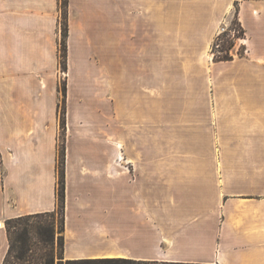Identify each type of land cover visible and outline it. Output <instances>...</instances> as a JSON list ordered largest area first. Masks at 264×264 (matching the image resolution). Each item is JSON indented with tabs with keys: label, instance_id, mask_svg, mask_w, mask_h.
Listing matches in <instances>:
<instances>
[{
	"label": "crops",
	"instance_id": "1",
	"mask_svg": "<svg viewBox=\"0 0 264 264\" xmlns=\"http://www.w3.org/2000/svg\"><path fill=\"white\" fill-rule=\"evenodd\" d=\"M60 1L0 0V264L6 220L56 207L61 82L64 261L264 264V0H67L63 73ZM236 4L255 87L254 191L218 207L212 160L120 159L119 127L120 117L149 119L153 86L228 69L208 50Z\"/></svg>",
	"mask_w": 264,
	"mask_h": 264
},
{
	"label": "rangeland",
	"instance_id": "2",
	"mask_svg": "<svg viewBox=\"0 0 264 264\" xmlns=\"http://www.w3.org/2000/svg\"><path fill=\"white\" fill-rule=\"evenodd\" d=\"M238 10L236 4L230 15L220 22L210 40L208 50V57L213 64L225 63L228 69L217 72L214 80L203 79V72H198L197 77L188 82L191 86L172 85L166 88L167 91L153 86L149 119L144 120L141 116L137 119L128 118L126 121L124 117H120L119 158L121 154L122 159L135 157L212 160L215 164L214 199L218 207L222 206L226 195L254 191L253 167L245 165L253 164L255 159V87L253 77L245 76L247 73L253 74V71L244 66L250 61V55L245 30L238 20ZM176 27L177 24L172 22L164 25L151 24L152 31L169 32ZM156 61L157 56L152 54V63L157 64ZM60 68L62 73L66 69V55L65 67L62 69L60 65ZM234 69L235 72L232 71ZM181 78L185 82L191 77ZM63 85L61 82L59 87L61 96ZM182 87L186 88V94ZM194 94L198 100L194 99ZM65 131L66 126L64 134L59 126L57 153L58 149L61 150L62 143L66 152ZM125 136L127 139H124ZM54 210L56 214L53 219L55 231L53 252L57 264L58 260L64 262L63 252L56 247V239L63 238V232H60V213H57L56 207ZM51 220L50 217L44 216L40 219L19 221L18 225L20 228L30 229L40 222L47 224ZM10 233L11 241H14L16 228L12 227ZM15 252L11 253L6 264H35L34 258L30 257L25 258V261L16 262L13 259ZM44 252V247L30 237V251L27 255L35 256Z\"/></svg>",
	"mask_w": 264,
	"mask_h": 264
},
{
	"label": "trees",
	"instance_id": "3",
	"mask_svg": "<svg viewBox=\"0 0 264 264\" xmlns=\"http://www.w3.org/2000/svg\"><path fill=\"white\" fill-rule=\"evenodd\" d=\"M60 28H61V39L59 44V58L60 65L62 69L65 67V55H66V40H67V0L60 1ZM62 92V102L60 106V114H59V126L64 134L65 128V107H64V95H65V87L61 86ZM61 150L58 149L57 158H56V173H57V189H56V210L57 213H60L61 216V229L60 232L64 231V207H65V148L64 143ZM56 212L55 210L49 213L43 214H35V215H27L21 216L14 219L6 220L5 228L7 232V237L9 241V250L7 256L4 259L3 264L8 262V259L11 256L12 252H15L13 259L18 261H25V258H34L35 264H55V256H54V242H55V231L53 228V219ZM44 216L50 217L52 220L47 223H39L32 226L30 229L27 227L20 228L18 225L22 220H30V219H40ZM18 226V228H17ZM16 228V236L14 241H11V228ZM34 234V236L32 235ZM30 237L35 239L38 244L42 245L45 249L43 254L27 255L30 251ZM56 247L58 250L63 252V238L57 237L56 239ZM60 259V257H59ZM57 264H183V263H169V262H155V261H134L130 259L124 258H101V259H80V260H67L62 262L58 260Z\"/></svg>",
	"mask_w": 264,
	"mask_h": 264
},
{
	"label": "bare ground",
	"instance_id": "4",
	"mask_svg": "<svg viewBox=\"0 0 264 264\" xmlns=\"http://www.w3.org/2000/svg\"><path fill=\"white\" fill-rule=\"evenodd\" d=\"M120 149H121V145H120ZM120 159H122V155L120 154Z\"/></svg>",
	"mask_w": 264,
	"mask_h": 264
}]
</instances>
